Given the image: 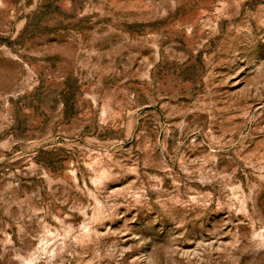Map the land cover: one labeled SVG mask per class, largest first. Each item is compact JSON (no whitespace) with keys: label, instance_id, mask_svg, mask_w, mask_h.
I'll return each mask as SVG.
<instances>
[{"label":"rangeland","instance_id":"1","mask_svg":"<svg viewBox=\"0 0 264 264\" xmlns=\"http://www.w3.org/2000/svg\"><path fill=\"white\" fill-rule=\"evenodd\" d=\"M0 264H264V0H0Z\"/></svg>","mask_w":264,"mask_h":264}]
</instances>
